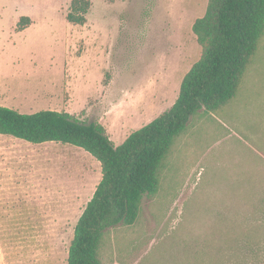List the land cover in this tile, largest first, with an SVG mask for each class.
Returning <instances> with one entry per match:
<instances>
[{
	"label": "rangeland",
	"instance_id": "1",
	"mask_svg": "<svg viewBox=\"0 0 264 264\" xmlns=\"http://www.w3.org/2000/svg\"><path fill=\"white\" fill-rule=\"evenodd\" d=\"M70 1L0 0V106L98 122L118 145L175 101L208 0H90L83 24L66 19ZM41 149L15 168L28 173H0V264H66L101 178L80 147ZM245 226L262 242L256 256L243 249ZM105 234V264H264V36L235 95L174 137L135 222Z\"/></svg>",
	"mask_w": 264,
	"mask_h": 264
},
{
	"label": "trees",
	"instance_id": "2",
	"mask_svg": "<svg viewBox=\"0 0 264 264\" xmlns=\"http://www.w3.org/2000/svg\"><path fill=\"white\" fill-rule=\"evenodd\" d=\"M90 5V0H71L66 19L83 24ZM29 23L22 16L18 29ZM191 29L200 55L184 74L175 101L118 145L98 122H84L66 112L26 114L0 106V134L36 144H71L100 163L101 178L76 221L66 264H105L101 255L108 242L105 233L135 222L143 196L157 190L158 170L174 137L184 131L192 115L200 110L214 112L235 95L239 78L264 36V0H208ZM250 226L243 228L247 236L243 249L256 256L262 242L249 238Z\"/></svg>",
	"mask_w": 264,
	"mask_h": 264
},
{
	"label": "crops",
	"instance_id": "3",
	"mask_svg": "<svg viewBox=\"0 0 264 264\" xmlns=\"http://www.w3.org/2000/svg\"><path fill=\"white\" fill-rule=\"evenodd\" d=\"M48 142L36 144L41 146L40 149H37L35 147L36 145L32 147L28 143H24L23 139L0 136V173H28L26 171L17 170L15 168H17L19 164L29 166L34 161V158L36 156L35 154H39L38 150L41 151L42 146L48 144ZM112 264L124 263L116 261Z\"/></svg>",
	"mask_w": 264,
	"mask_h": 264
}]
</instances>
